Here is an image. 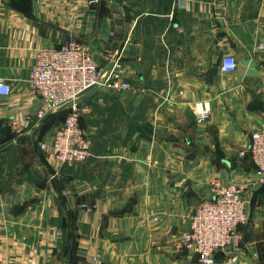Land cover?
Instances as JSON below:
<instances>
[{"label":"crops","instance_id":"crops-1","mask_svg":"<svg viewBox=\"0 0 264 264\" xmlns=\"http://www.w3.org/2000/svg\"><path fill=\"white\" fill-rule=\"evenodd\" d=\"M71 35L130 87L76 104L90 156L59 164L40 144L70 108L37 121L27 76ZM0 80V264H198L178 237L216 182L245 185L249 214L216 264H264V186L239 155L264 129V0H0Z\"/></svg>","mask_w":264,"mask_h":264},{"label":"built area","instance_id":"built-area-1","mask_svg":"<svg viewBox=\"0 0 264 264\" xmlns=\"http://www.w3.org/2000/svg\"><path fill=\"white\" fill-rule=\"evenodd\" d=\"M96 1V0H93ZM237 67L236 57L225 53L219 58L222 72H233ZM27 81L30 93L39 99L35 112L37 121L59 107L101 84L114 90H128L127 81L111 74L105 75L93 58L89 46L71 35L55 48L39 49L35 62L29 69ZM10 93V85L0 80V98ZM181 93V91H180ZM77 103L70 108L64 124L59 127L50 142L40 144L59 164L83 163L90 156L91 141L79 125ZM197 123L208 120L211 108L208 102H197L192 108ZM29 118V117H28ZM11 127L19 132L21 126L12 120ZM249 155L254 166L255 183L264 186V129L250 136L246 148L239 155ZM213 197L201 201L189 216L188 225L179 237L178 245L185 255L196 259L198 264H216L218 254H233L240 251V227L249 221L244 205L246 186L243 184L221 185L214 183Z\"/></svg>","mask_w":264,"mask_h":264},{"label":"water","instance_id":"water-1","mask_svg":"<svg viewBox=\"0 0 264 264\" xmlns=\"http://www.w3.org/2000/svg\"><path fill=\"white\" fill-rule=\"evenodd\" d=\"M222 54H223L222 50H219V57H221ZM97 89H98V86H95L94 88H92L91 90H89L88 92H86L85 94L80 96L79 98H77L74 102L73 101H69V102L63 104L57 110H61V109H64V108L71 107L74 103H78L82 99H84V98L88 97L89 95L93 94Z\"/></svg>","mask_w":264,"mask_h":264},{"label":"rangeland","instance_id":"rangeland-1","mask_svg":"<svg viewBox=\"0 0 264 264\" xmlns=\"http://www.w3.org/2000/svg\"><path fill=\"white\" fill-rule=\"evenodd\" d=\"M264 106V105H263ZM70 110V109H69ZM69 114H67V115H65V117H64V120H66V117L68 116ZM2 190H0V192H1Z\"/></svg>","mask_w":264,"mask_h":264},{"label":"trees","instance_id":"trees-1","mask_svg":"<svg viewBox=\"0 0 264 264\" xmlns=\"http://www.w3.org/2000/svg\"><path fill=\"white\" fill-rule=\"evenodd\" d=\"M65 122V121H64Z\"/></svg>","mask_w":264,"mask_h":264}]
</instances>
